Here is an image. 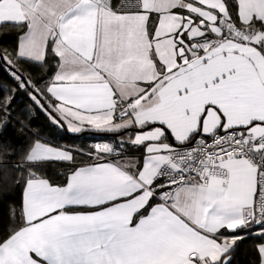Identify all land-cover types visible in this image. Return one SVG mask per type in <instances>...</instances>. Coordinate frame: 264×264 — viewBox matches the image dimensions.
<instances>
[{"label": "snow or ice", "instance_id": "snow-or-ice-1", "mask_svg": "<svg viewBox=\"0 0 264 264\" xmlns=\"http://www.w3.org/2000/svg\"><path fill=\"white\" fill-rule=\"evenodd\" d=\"M0 264H264V0H0Z\"/></svg>", "mask_w": 264, "mask_h": 264}, {"label": "crops", "instance_id": "crops-1", "mask_svg": "<svg viewBox=\"0 0 264 264\" xmlns=\"http://www.w3.org/2000/svg\"><path fill=\"white\" fill-rule=\"evenodd\" d=\"M162 19L165 21V18H161V21ZM166 25H167V28L168 30L166 31L167 32H172L173 29H174V24L171 20H167L166 21ZM241 40H231L229 37H224V38H217V41H216V44L213 45V47H217V46H223L225 48H229V49H240V50H245V54L247 57H252L255 55V50L253 48H251L250 45L246 44L242 38H240ZM169 43L166 45H164V47H161V44H157V50L158 52L161 53V55H165V52H169V55H172L173 59L171 58L170 62L171 64L170 67H173L174 66V58H175V55L176 53L173 52V48L175 47V45L172 43V41L170 39H166ZM197 43H199V41H197ZM168 55V56H169ZM165 62H166V59L167 57H161Z\"/></svg>", "mask_w": 264, "mask_h": 264}, {"label": "rangeland", "instance_id": "rangeland-1", "mask_svg": "<svg viewBox=\"0 0 264 264\" xmlns=\"http://www.w3.org/2000/svg\"><path fill=\"white\" fill-rule=\"evenodd\" d=\"M175 26V25H174ZM168 30V28H167V25H166V20L164 21L163 19H162V21H161V23H160V25H159V27L157 28V35H164L165 33H166V31ZM160 44H161V47H164V45H166L167 46V44L169 43L166 39L165 40H163V41H160L159 42ZM158 43V44H159ZM159 53V55L161 56V57H167V59H166V62L168 63V64H171V62H170V60H171V58L173 57L172 55H169V52H165V55H161V53L160 52H158ZM169 55V56H168ZM173 59V58H172ZM169 67H170V65H169Z\"/></svg>", "mask_w": 264, "mask_h": 264}, {"label": "built area", "instance_id": "built-area-1", "mask_svg": "<svg viewBox=\"0 0 264 264\" xmlns=\"http://www.w3.org/2000/svg\"><path fill=\"white\" fill-rule=\"evenodd\" d=\"M236 40H241L240 38H237ZM217 41V40H216Z\"/></svg>", "mask_w": 264, "mask_h": 264}]
</instances>
